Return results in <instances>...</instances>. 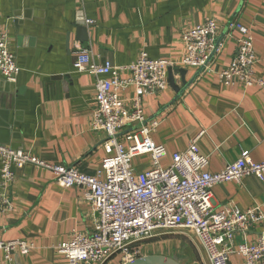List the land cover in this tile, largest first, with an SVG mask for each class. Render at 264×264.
I'll return each mask as SVG.
<instances>
[{
  "label": "crops",
  "instance_id": "0c3cea01",
  "mask_svg": "<svg viewBox=\"0 0 264 264\" xmlns=\"http://www.w3.org/2000/svg\"><path fill=\"white\" fill-rule=\"evenodd\" d=\"M209 18L216 19L217 40L223 44L209 63L211 72L182 63L184 31ZM235 20L251 30L255 73L264 80V0H0V31L7 35L21 69L15 83L0 75V143L51 164L96 174L113 152L106 146L107 134L90 127L96 77L74 68L75 53L79 47L89 48L96 61L124 66L146 51L172 63L180 88L179 69L186 70L190 82L179 96L169 84L144 98L147 122H159L152 138L167 149L163 164L196 137L209 158L210 172L222 170L245 150L254 161L264 162V87L226 85L218 75L237 50L241 34L227 28ZM135 92L129 87L121 95L130 100ZM148 163L137 167L144 170ZM15 173L9 187L12 207L0 208V242L26 239L35 248L24 256L15 254L10 264H70L57 245L74 232H93L98 219L83 189L61 186L54 172L34 165ZM213 193L217 208L228 203L240 209L264 205V180L245 176L215 185ZM262 229H251L248 240ZM243 239L238 234L236 243ZM185 257L188 264H210L203 255ZM106 264L122 262L118 256ZM230 264L244 261L235 253Z\"/></svg>",
  "mask_w": 264,
  "mask_h": 264
},
{
  "label": "built area",
  "instance_id": "2783aa9c",
  "mask_svg": "<svg viewBox=\"0 0 264 264\" xmlns=\"http://www.w3.org/2000/svg\"><path fill=\"white\" fill-rule=\"evenodd\" d=\"M86 23L93 20L86 19ZM227 28L241 35L230 64L218 72L220 79L226 85L264 87V80L255 73L257 58L250 28L236 20ZM218 32L214 18L187 28L183 33V65L211 72L209 63L223 47L217 40ZM171 66L170 61L152 58L146 51L124 66L98 62L89 48L79 47L74 68L96 77V107L90 127L107 134L105 143L113 154L104 159L96 174L90 175L75 166L51 164L30 151L0 143V208L12 207L9 187L16 178L15 169L34 165L54 172L61 186L82 188L84 200L97 213L93 232H74L69 240L57 245V251L70 264H106L118 256L125 264L143 256L146 240L180 230L197 238L210 264H230L235 253L244 264H264V205L240 209L228 203L217 208L213 193L215 185L241 181L245 176L264 180V162L254 161L245 150L222 170L210 172L209 158L201 153L196 137L184 150L173 153L169 164L162 163L167 149L152 138L159 122H147L144 98L169 86ZM20 70L7 35L0 31V75L15 83ZM125 70L130 73L127 77L122 76ZM129 87L136 92L127 100L121 91ZM139 156H148L149 167L138 169L133 160ZM258 227L263 229L254 240H248V232ZM238 234L244 239L236 243ZM34 248V243L26 239L1 241L0 264H10L15 254L24 256Z\"/></svg>",
  "mask_w": 264,
  "mask_h": 264
},
{
  "label": "rangeland",
  "instance_id": "374dc122",
  "mask_svg": "<svg viewBox=\"0 0 264 264\" xmlns=\"http://www.w3.org/2000/svg\"><path fill=\"white\" fill-rule=\"evenodd\" d=\"M134 163L146 165L148 163V156H139L134 158ZM195 242V243H194ZM189 250H187V249ZM192 252V254L188 251ZM3 253V252H1ZM161 253L171 256L182 263L188 264L189 258L203 255L209 261L207 252L203 250L200 244L197 246L195 236L187 230H180L179 233H171L161 237H154L144 242V249L142 255ZM181 256V257H180Z\"/></svg>",
  "mask_w": 264,
  "mask_h": 264
},
{
  "label": "water",
  "instance_id": "95a60500",
  "mask_svg": "<svg viewBox=\"0 0 264 264\" xmlns=\"http://www.w3.org/2000/svg\"><path fill=\"white\" fill-rule=\"evenodd\" d=\"M85 23H82L81 29L83 30L85 28ZM213 57V55H211ZM181 72V82H182V88L178 86L176 83V80L174 78V72L173 68H169V84L173 87V89L178 93V96L184 91L185 87L190 84L185 78V72L186 70L184 68L179 69ZM125 264H183L179 260L163 255V254H147L140 257L135 258L134 260L127 262Z\"/></svg>",
  "mask_w": 264,
  "mask_h": 264
}]
</instances>
